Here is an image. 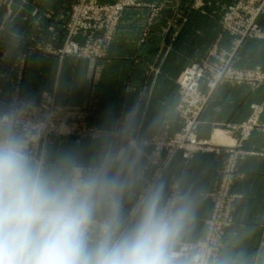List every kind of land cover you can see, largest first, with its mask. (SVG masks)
<instances>
[{
    "label": "rangeland",
    "instance_id": "1",
    "mask_svg": "<svg viewBox=\"0 0 264 264\" xmlns=\"http://www.w3.org/2000/svg\"><path fill=\"white\" fill-rule=\"evenodd\" d=\"M39 10L45 28L38 25L45 20L32 14ZM14 11L30 12L32 17L20 21L37 29L19 35L3 31V25L16 20ZM117 43L133 47L140 75L156 77L163 64L178 73L174 111L162 115L158 129H143V124L137 128L135 122L125 127L121 116L111 129L100 128L93 120V101L64 104L56 90L43 89L45 76L35 75L50 70L54 81L48 85L56 89L58 73L68 63L75 71L68 80L96 85L104 72L114 69L108 59L125 53L124 45L114 48ZM149 43L159 44L146 49H155L154 54L139 58ZM11 113L31 115L37 126L32 132L40 134V141L31 144L22 128L2 132L20 138L33 160L48 169L99 170L101 156L107 160L110 154L108 143L105 153L98 141L110 138L120 140L117 158L125 149L140 153L144 168L136 180L143 187L121 213L129 223L145 197L162 185L176 157L187 163L198 154L225 156L207 194L211 205L202 234L193 240L176 237L172 249L174 264H219L234 223L239 195L232 188L239 158L248 153L243 145L264 134V0H0V116ZM230 139L236 142L229 144ZM258 142L264 149V136ZM116 180L119 185L127 181L121 176ZM180 200L179 186L171 182L163 204Z\"/></svg>",
    "mask_w": 264,
    "mask_h": 264
},
{
    "label": "clouds",
    "instance_id": "2",
    "mask_svg": "<svg viewBox=\"0 0 264 264\" xmlns=\"http://www.w3.org/2000/svg\"><path fill=\"white\" fill-rule=\"evenodd\" d=\"M119 191L103 169L45 168L0 132V264H174L187 206L163 204L157 189L129 223Z\"/></svg>",
    "mask_w": 264,
    "mask_h": 264
},
{
    "label": "crops",
    "instance_id": "3",
    "mask_svg": "<svg viewBox=\"0 0 264 264\" xmlns=\"http://www.w3.org/2000/svg\"><path fill=\"white\" fill-rule=\"evenodd\" d=\"M32 14L36 15L35 18L39 17L45 20L38 24L40 28L47 26L43 11L39 10ZM51 15L54 17L53 13ZM13 16L16 17V20L8 26L3 25V31L7 30L19 35V33H27L38 27L36 25L26 27L21 23V19H25L27 16L32 17L30 12L14 11ZM23 26L25 27L24 32L21 29ZM156 44L144 45L145 49L140 50L139 58L142 59V54L149 56L154 54L155 49L154 51L146 49L152 46L157 47ZM123 45L125 53L123 55L115 53L114 57L108 59L114 69L110 73L104 72L100 81L95 83L96 85L91 86L90 82L86 84L82 79L80 81L68 80L69 72L75 73L68 69L70 67L68 63L67 65L64 63V67L67 66V68L63 72L61 69L58 73L56 89L52 88V85H48L54 81L50 70L44 68L42 73H35V75L45 76L43 89L46 91L56 90L57 100L63 99L64 104L81 105L93 101L95 107L93 120L100 128L111 129L117 117L121 116L125 120V127L131 125V122H135L137 128L143 124L141 126L143 129L150 128V125H155V129H158V126L163 122L162 115L171 114L174 111L178 98L174 85L178 73H175L174 69H171V71L173 70L171 72L163 64L162 72L156 77L150 75L149 78V75L138 74L135 72L132 59L133 47L130 49L128 43H117L114 48L120 49ZM137 52H139L138 49ZM122 69L124 71L120 72ZM29 77L30 75L26 78ZM75 78H80L78 73ZM134 83L141 84L138 86ZM161 83H164L165 86H162ZM256 136V141L252 144L244 143L243 150L248 153L242 155L238 161L236 179L232 189L239 197L235 203L234 223L226 233L219 264H264V149L258 142L264 134L259 133ZM98 142H102V150L105 153L107 152L105 143H108L110 154L107 160L103 159V155L101 156L100 161L96 164L101 165L98 169L105 170L110 178L117 179L118 176H121V178L127 179L124 182L126 185H120L119 191L120 211L125 213L142 190V180H136V177L144 168V159L140 153L132 149H125L123 154L117 158L115 153L120 142L119 139L110 138ZM228 142L234 144L236 141L230 139ZM224 159L223 155L198 154L186 163L176 157L162 178V185L156 187L155 190L160 191L162 203H164L170 183H177L181 197L179 202L189 209L187 220L177 236L178 239L193 240L202 234L203 219L207 216L211 205L207 194L223 168ZM124 172H131L132 181L128 180L131 179V176H122Z\"/></svg>",
    "mask_w": 264,
    "mask_h": 264
},
{
    "label": "built area",
    "instance_id": "4",
    "mask_svg": "<svg viewBox=\"0 0 264 264\" xmlns=\"http://www.w3.org/2000/svg\"><path fill=\"white\" fill-rule=\"evenodd\" d=\"M20 128L27 132L31 144L37 145L41 137L38 132H32L33 128L36 129L37 126L34 123V119L31 117V115L24 117L20 116L19 113H11L0 116V132L4 131V129H10L14 131ZM184 248L186 249L187 247ZM175 255L178 256L179 253H176Z\"/></svg>",
    "mask_w": 264,
    "mask_h": 264
}]
</instances>
